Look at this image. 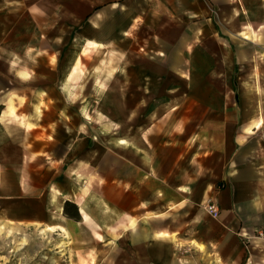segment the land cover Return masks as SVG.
I'll list each match as a JSON object with an SVG mask.
<instances>
[{
  "label": "crops",
  "instance_id": "crops-1",
  "mask_svg": "<svg viewBox=\"0 0 264 264\" xmlns=\"http://www.w3.org/2000/svg\"><path fill=\"white\" fill-rule=\"evenodd\" d=\"M49 1L40 36L91 15L104 61L84 41L10 66L28 91L0 111V235L25 245L1 264H264V67L243 71L264 0Z\"/></svg>",
  "mask_w": 264,
  "mask_h": 264
},
{
  "label": "rangeland",
  "instance_id": "rangeland-1",
  "mask_svg": "<svg viewBox=\"0 0 264 264\" xmlns=\"http://www.w3.org/2000/svg\"><path fill=\"white\" fill-rule=\"evenodd\" d=\"M57 11L58 9L54 4L50 1L48 2V0H41V3H37V0H0V111L6 106L7 94L9 92L28 91V88L25 87L26 85L14 79L13 74L8 72L13 69L10 68V66L15 65L14 63L16 61H20L23 58L30 62H46V58L43 59L42 56L39 57L36 52V50L39 49V44L46 47L54 45L57 49L60 48L61 51L57 53V59L60 56V52V58L64 56V59H66V56L69 54L67 50L68 48L69 50L71 49V47H69L70 43L77 44L76 47L79 48L84 45V41L85 43L94 41V44L92 43L94 47L91 49L85 48V46L81 48L86 50L82 51L80 59L84 61V65L86 62L95 60L104 61V51H102L104 45L101 46L102 44H100H104V36L84 35L86 31H89L88 28L90 24H88V18L91 15H87V17L75 27V31H77L78 35L71 34V28L67 30L68 25H63L64 28H66L64 30L66 34L64 36L62 35V37L51 35L40 36L43 31H52V29L59 27L58 25H60L61 22L59 17H61V15H59ZM74 37L75 40L72 42ZM50 50L53 51L52 48H50ZM53 53L55 52L53 51ZM111 55L114 56L115 54L113 53ZM244 64L245 68H243L246 70L243 71L245 75H247L249 71L252 75L260 74L264 67V51L262 49H260V51L258 50L254 58L247 63L244 62L243 65ZM40 67L39 70H48L47 68L40 69ZM34 75H36V71ZM88 75L89 73L85 76ZM34 90L35 89H33V91ZM92 102V122L94 129L95 127L104 125V123L108 124V122L110 123V127L113 126L116 129L115 117L106 118L101 114L102 101L94 100ZM115 129L114 134L115 131H117ZM7 230L8 229H4L3 233L0 235V264L5 259L6 253L9 260H11V255L19 258L18 253L21 251L20 248H18L19 242L17 239L19 235H17L14 229H12L10 233H7ZM1 232L2 228L0 227V233ZM16 260L17 259H14L13 261Z\"/></svg>",
  "mask_w": 264,
  "mask_h": 264
},
{
  "label": "built area",
  "instance_id": "built-area-1",
  "mask_svg": "<svg viewBox=\"0 0 264 264\" xmlns=\"http://www.w3.org/2000/svg\"><path fill=\"white\" fill-rule=\"evenodd\" d=\"M204 207L207 209L212 216L217 217L220 213V208L217 202L210 200L205 203Z\"/></svg>",
  "mask_w": 264,
  "mask_h": 264
},
{
  "label": "bare ground",
  "instance_id": "bare-ground-1",
  "mask_svg": "<svg viewBox=\"0 0 264 264\" xmlns=\"http://www.w3.org/2000/svg\"><path fill=\"white\" fill-rule=\"evenodd\" d=\"M24 241V240H23ZM25 242H20L19 244H18V248H21V247H23V244H24ZM25 245V244H24ZM17 248V249H18Z\"/></svg>",
  "mask_w": 264,
  "mask_h": 264
}]
</instances>
